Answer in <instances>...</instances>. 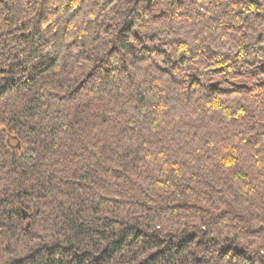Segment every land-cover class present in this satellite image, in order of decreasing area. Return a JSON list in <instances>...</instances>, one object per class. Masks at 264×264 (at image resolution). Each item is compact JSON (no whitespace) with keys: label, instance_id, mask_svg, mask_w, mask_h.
<instances>
[{"label":"trees","instance_id":"1","mask_svg":"<svg viewBox=\"0 0 264 264\" xmlns=\"http://www.w3.org/2000/svg\"><path fill=\"white\" fill-rule=\"evenodd\" d=\"M0 264H264V0H0Z\"/></svg>","mask_w":264,"mask_h":264},{"label":"water","instance_id":"2","mask_svg":"<svg viewBox=\"0 0 264 264\" xmlns=\"http://www.w3.org/2000/svg\"><path fill=\"white\" fill-rule=\"evenodd\" d=\"M150 3H151V1H150ZM22 214H23V218L25 219V220H27L28 219V213L26 212V211H22ZM29 226V225H28ZM30 227V226H29ZM28 227V228H29Z\"/></svg>","mask_w":264,"mask_h":264}]
</instances>
